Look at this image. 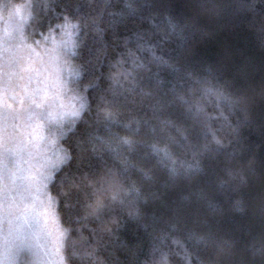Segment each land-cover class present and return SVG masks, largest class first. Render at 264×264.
<instances>
[{
    "label": "trees",
    "instance_id": "16d2710c",
    "mask_svg": "<svg viewBox=\"0 0 264 264\" xmlns=\"http://www.w3.org/2000/svg\"><path fill=\"white\" fill-rule=\"evenodd\" d=\"M67 22L65 263L264 264V0H31L24 34Z\"/></svg>",
    "mask_w": 264,
    "mask_h": 264
},
{
    "label": "rangeland",
    "instance_id": "374dc122",
    "mask_svg": "<svg viewBox=\"0 0 264 264\" xmlns=\"http://www.w3.org/2000/svg\"><path fill=\"white\" fill-rule=\"evenodd\" d=\"M30 16L31 0L0 8V264H66L47 185L67 159L58 145L64 124L83 108L64 58L77 28L67 22L30 42Z\"/></svg>",
    "mask_w": 264,
    "mask_h": 264
}]
</instances>
